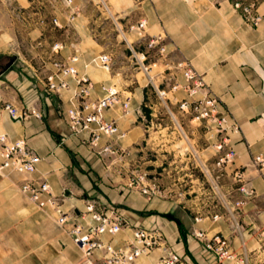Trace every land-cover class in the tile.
Listing matches in <instances>:
<instances>
[{"label":"crops","instance_id":"0c3cea01","mask_svg":"<svg viewBox=\"0 0 264 264\" xmlns=\"http://www.w3.org/2000/svg\"><path fill=\"white\" fill-rule=\"evenodd\" d=\"M39 3L46 2L0 0V135L27 139L38 157L32 178L50 185L57 206H36L21 190L25 175L11 170L0 173V264H77L82 252L68 232L76 222L86 223L82 213L91 202L125 222L116 236H102L116 249L132 241L136 229L156 226L164 230L179 254L188 255L195 264H215L192 239V230L232 235L225 220L195 223L197 213L219 199L212 197L203 178L204 184H200L196 172L189 171L192 159H185V176L197 186H188L186 191H181L172 176L174 172L178 175V164L169 171L165 164L148 160L151 130L146 119L155 114L146 109L147 84L129 91L127 85L132 82L118 80L115 72L104 70L99 61L106 49L103 38L107 34L119 37L120 33L143 51L149 40L162 37L167 52L189 62L203 75L212 93L240 125L241 132L231 135L238 156L219 180L218 195L239 198L232 175L236 169L248 168L247 180L255 196L244 207L243 222L247 245L255 248L252 233L264 229V172L251 166L254 156L264 157V24L248 26L230 0H57L49 15L35 11ZM257 3L264 14V0ZM55 18L59 26L53 23ZM141 21L146 22L145 39L137 28L131 29ZM128 48L125 45L124 64L132 59ZM57 62L74 66L78 77L65 78L69 87L51 94L48 78L54 75L57 82L62 78ZM83 79L94 85L92 99L105 97L103 86L116 85L123 99L129 100L127 113L121 106L104 113L106 120L116 121L120 131L110 141L113 153L101 152L108 143L105 136L99 148L93 147L91 132L75 134L67 123L68 110L79 105L77 92ZM186 97L183 91L177 93L179 99ZM6 104L37 110L43 118L13 121L4 110ZM191 127L199 158L212 166L217 156L211 146L217 139H211L201 127ZM96 128L94 124L92 129ZM144 174L150 176L144 183H154L162 190L161 196L150 199L130 187L133 178ZM64 214L71 219L61 226L58 218ZM241 243V238H235L234 247L240 250ZM261 255L264 259V253ZM161 256L157 250L141 256L136 264H158ZM103 262L101 252L91 258V264Z\"/></svg>","mask_w":264,"mask_h":264},{"label":"built area","instance_id":"2783aa9c","mask_svg":"<svg viewBox=\"0 0 264 264\" xmlns=\"http://www.w3.org/2000/svg\"><path fill=\"white\" fill-rule=\"evenodd\" d=\"M69 1L71 2V0ZM230 1L248 26L257 28L264 24V14L259 12L257 0ZM53 23L59 26L56 18ZM135 28L140 32L142 39H145L146 22L141 21L131 26V29ZM124 37L129 46L131 58L136 59L139 69L146 76L147 87L152 86L159 100L164 103L170 102L171 105L176 106L177 112L166 106L170 116L176 118L177 114H182L185 118L190 117L197 124V127H201L209 134L211 139H217V142L211 146L216 152L217 160L211 166L209 162H202L199 158V150L195 149V145L192 143V127L188 126L189 128L186 129L182 125L176 124L171 132V136L179 137L181 142H184L183 146L177 145V149L181 148L183 152L187 153L186 158L192 159L189 171H192L193 174L197 171L200 184H204L201 179L203 178L215 195L212 197L219 199V203L217 201L215 205L208 206L206 211L197 213L194 217L195 223L206 220L214 222L225 220L229 224L232 234L230 237H226L222 232L194 228L191 232L192 239L201 244L204 252L214 258L215 264H264V259L260 257L264 253V229L254 230L252 233L256 242L255 248H249L245 239L247 229L243 222L244 207L255 196V189L247 180L248 168L236 169L232 175L238 184L239 198L233 199L218 195L219 180L226 168L231 167L238 156L233 148L231 135L241 132L240 125L231 113L223 107L220 98L212 93L203 75L197 72L189 62L173 61L166 58L168 52L163 45L162 37L149 40L146 50L140 52L136 51L126 39L125 34ZM54 49H58V46H55ZM158 55L159 57L156 58ZM99 61L104 70L111 72L114 65L111 54H102ZM55 66L62 78L57 82L54 75L50 76L48 89L52 93H59L69 87L65 78H77L78 71L68 63L58 62L55 63ZM155 68L161 69L157 77L152 74ZM157 79L161 81L160 84H158ZM161 85L164 87H160ZM93 89L94 85L88 79L80 81V90L77 92L79 105L68 110L67 122L75 134L84 131L91 132L90 144L93 147L99 148L100 141L105 136L108 143L101 149V152L113 153L114 148L110 141L119 135L120 131L116 121L106 120L104 113L115 106H121L122 111L127 113L129 100L128 98L123 99L121 90L116 85L103 86L106 94L102 99H92L91 92ZM180 91L185 92L187 97L184 99L177 98V93ZM146 107L153 109L148 104ZM4 110L16 122H24L30 117L43 118V114L37 110L19 109L11 104H6ZM94 124L97 125L95 130L92 129ZM0 159L2 160L0 173L4 170H11L27 177L26 182L21 186V190L39 208L57 206V200L51 192L50 185L47 182L35 181L32 178L37 171L38 157L29 148L27 139H13L7 134L0 135ZM251 166L263 173L264 157L262 155L254 156ZM149 177V174H144L138 180L133 178L130 187L138 189L150 199L157 195L161 196L154 183H144V180ZM44 195L48 196L46 200L42 199ZM86 213L88 215L83 217L86 223L76 222L69 230V234L84 252V257L88 262H91V258L96 252H101L103 264H136L141 256L159 250L162 252V256L158 264H195L188 255L179 254L170 245L164 230L156 226L136 229L133 233V240L116 249L110 242L103 241L102 236L106 234L116 236L125 228V222L118 216L109 215L108 212L100 210L94 202L87 204ZM70 219L71 216L64 214L60 216L58 223L64 226ZM235 238L242 240L240 250L234 247Z\"/></svg>","mask_w":264,"mask_h":264},{"label":"rangeland","instance_id":"374dc122","mask_svg":"<svg viewBox=\"0 0 264 264\" xmlns=\"http://www.w3.org/2000/svg\"><path fill=\"white\" fill-rule=\"evenodd\" d=\"M35 1L42 2V3L46 2L45 4L39 3L37 5L35 11L41 12L44 15L45 14L49 15L50 12L52 11L53 3L56 2L57 0H35ZM124 34L120 33L119 37L118 36L112 37V36H110V34H107V36H105L103 38V41H102L103 44L105 45V48H106L102 54L107 53V54H111L113 56L114 65L112 67L111 72H109V73L115 72L114 75L118 80H121V78H123V79H126L127 81H131L132 84L127 85V88L130 91V90H133L132 89L133 87L136 88V87H139L141 85L143 86L145 84H148V81H147L144 73H142V71L139 69V66L137 65L136 59L133 58V59H131L130 63L124 64V62H127V59H124V56L126 55L125 54V45H127L125 42ZM165 43H166V40H165ZM55 46H57V45H55ZM136 51L140 52L143 50L142 49L141 50L136 49ZM158 57H159V55L156 58H158ZM160 58H162V57L160 56ZM166 58L173 60V61H185V60H179V59L177 60V58L173 57L171 55V53H169V52L167 53ZM152 60H155V59H152ZM125 66H130L131 68L129 70H127V69H124ZM160 71H161L160 68H155L152 74H154V76L157 77ZM160 79L162 81V78H160ZM157 81L159 82L158 84L161 83L160 80L157 79ZM139 83H140V85H139ZM158 84H156V85L158 86ZM160 87H164V86L161 85ZM145 88L147 90V98H148L146 102L149 106L151 105L153 107L152 110L148 107H146V109L149 110L150 112H152L153 114H155L154 117L149 116V118L146 119L147 120L146 125L150 126V130H151V133H150L151 138L149 137V139H148L149 142L147 144L148 151H146L148 154L147 155L148 160L153 161L154 163L157 162V163H159V165L165 164V167L169 171H170V169L174 168L178 164V166H179L178 175L175 174V172H174V174H172V172L170 174H172V176L174 175L173 177H174V179H176V183L175 182L174 183L179 184L178 187L181 189V191H186L188 189V186H191V187L195 186V185L197 186L196 182L195 183H193V182L189 183L188 177L185 176V174L188 173V167L186 166L187 161L185 160V158L187 157V153L183 152L181 148L177 149V145L183 146L184 142H181V139H179V137L176 138V136H174V135L171 136V132L173 131V127L176 126V124H180L186 129L188 126L191 127L192 125H197V124H195L191 120L190 117L185 118L182 116V114H179V115L177 114L176 118H173L172 116H170L166 106H169V108L172 109V111L177 112L176 106L171 105L170 102L164 103L163 101L159 100L157 95H156V92L154 91V89L152 88L151 85H149L148 87L146 85ZM50 93L55 94L52 92H50ZM67 115H68V112H67ZM67 120H68V118H67ZM151 120H153L154 122H151ZM172 162H176V163H174V165H168V164H171ZM181 168H184L185 170L184 169L180 170ZM168 170H167V172H169ZM195 172H196V175H197L196 178H197L199 173L197 171H195ZM135 179L138 180L139 178H135ZM177 179H179V180H177ZM168 183L170 184V181H168ZM160 193L162 194V190ZM216 201H217V199H216ZM35 205L38 206L37 204H35ZM96 206L100 210L107 212L103 208L99 207L97 204H96ZM82 215H83L82 217H84V215H88L86 213V210L82 213ZM68 234H69V232H68ZM71 239H72L73 243L78 247V245L75 243L74 239L72 237H71ZM81 252H82V259L77 264H91V262H88V260L85 259L84 252L82 250H81Z\"/></svg>","mask_w":264,"mask_h":264}]
</instances>
